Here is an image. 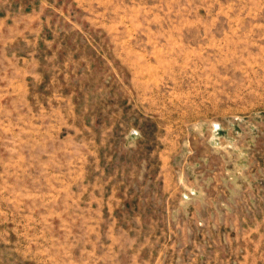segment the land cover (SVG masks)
Listing matches in <instances>:
<instances>
[{
  "label": "rangeland",
  "instance_id": "rangeland-1",
  "mask_svg": "<svg viewBox=\"0 0 264 264\" xmlns=\"http://www.w3.org/2000/svg\"><path fill=\"white\" fill-rule=\"evenodd\" d=\"M0 264H264V0H0Z\"/></svg>",
  "mask_w": 264,
  "mask_h": 264
}]
</instances>
